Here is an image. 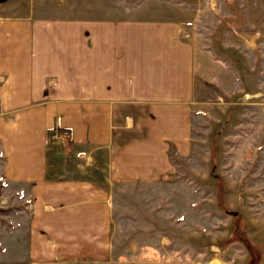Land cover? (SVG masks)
Instances as JSON below:
<instances>
[{"label": "crops", "instance_id": "1", "mask_svg": "<svg viewBox=\"0 0 264 264\" xmlns=\"http://www.w3.org/2000/svg\"><path fill=\"white\" fill-rule=\"evenodd\" d=\"M250 1L254 2L250 13L259 18L253 32L257 44V34H264V0ZM69 26L33 31L12 24L0 30V72L5 75L0 82L3 170L10 183L31 189L38 199L32 203L36 216H72L75 224L89 228L82 231L85 240L106 242L113 209L128 207L114 202L113 195L144 198L176 189L174 155L192 164L201 139L198 130L207 131L214 104L220 113L217 120L226 121L232 113L234 119L240 115L236 121L228 118L233 126L242 125L241 118L253 125L249 129L254 127V139L249 137L246 155L248 188L252 193L264 189V180H256L264 178V153L255 167L258 146L264 150V90L257 88L256 79L249 81L248 89H236L240 68L217 58L211 64L215 78L204 81L198 50L175 22ZM256 72L255 63L249 62L250 78ZM225 76L232 77V90L226 87ZM214 80L218 90L212 102L206 88ZM55 127L68 131L73 155L48 145L47 132ZM222 135L224 142L227 134ZM218 162L226 171L224 160ZM70 171L71 180H66ZM259 222L254 218L249 224L251 232L255 226L254 241L264 243L256 231L262 226ZM108 255L97 250L85 257L96 264Z\"/></svg>", "mask_w": 264, "mask_h": 264}, {"label": "rangeland", "instance_id": "2", "mask_svg": "<svg viewBox=\"0 0 264 264\" xmlns=\"http://www.w3.org/2000/svg\"><path fill=\"white\" fill-rule=\"evenodd\" d=\"M250 5L254 2L0 0V30L12 24L26 25L33 31H40L41 26L60 31L75 22H175L198 50L204 81L216 76L212 61L226 58L241 71L240 87L236 89H248L249 81L256 79L257 88L264 90V34H257L259 43L255 44L254 21L259 18H255V12L250 13ZM4 37L8 39L7 35ZM249 62L257 67L254 78L248 74ZM3 74L0 72V82L5 78ZM225 81L228 90H232V77L225 76ZM208 83L206 91L215 102L218 86L215 80ZM212 107L207 131L198 130L201 139L194 148L192 164L174 155L177 169L172 181L176 189L169 187L168 191L145 194L144 198L126 193L113 195L114 202L128 207L113 209L106 242L85 240L82 231L89 228L75 224L72 216H36L38 210L32 208V203L38 199L24 184L9 182L0 149V264H94V259L85 255L97 250H106L109 255L96 264H264V243L254 241L255 226L251 232L249 224L250 219H259L262 226L255 230L260 234L258 238L264 239V189L252 193L248 188L246 155L249 141L254 139V127L249 129L253 125L243 118L242 125L233 126L227 122L228 118L234 119L232 113L226 121L217 120L220 113L215 104ZM64 131L68 133L60 127L49 130L48 145L55 150L68 149L73 155L69 133H60ZM223 133L227 134L224 142ZM61 139L65 140L64 145L52 143ZM256 152L258 167L264 150L258 146ZM219 159L222 164L224 160L226 171L218 166ZM71 173L66 180H71ZM256 180L263 182L264 178L261 175ZM69 197L72 200L73 195ZM67 213L70 216L72 211ZM244 241L254 247L252 252Z\"/></svg>", "mask_w": 264, "mask_h": 264}, {"label": "trees", "instance_id": "3", "mask_svg": "<svg viewBox=\"0 0 264 264\" xmlns=\"http://www.w3.org/2000/svg\"><path fill=\"white\" fill-rule=\"evenodd\" d=\"M244 243L247 244L248 249H250V252H252L254 247L250 244V242H249L250 245H248V241H244Z\"/></svg>", "mask_w": 264, "mask_h": 264}, {"label": "built area", "instance_id": "4", "mask_svg": "<svg viewBox=\"0 0 264 264\" xmlns=\"http://www.w3.org/2000/svg\"><path fill=\"white\" fill-rule=\"evenodd\" d=\"M60 133H64V135L68 134L66 131H64V132H60Z\"/></svg>", "mask_w": 264, "mask_h": 264}]
</instances>
